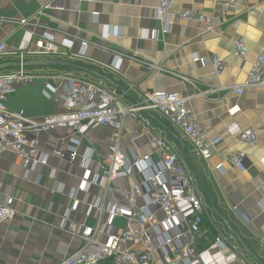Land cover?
I'll return each mask as SVG.
<instances>
[{
	"label": "crops",
	"instance_id": "0c3cea01",
	"mask_svg": "<svg viewBox=\"0 0 264 264\" xmlns=\"http://www.w3.org/2000/svg\"><path fill=\"white\" fill-rule=\"evenodd\" d=\"M220 1L174 0L171 24L163 32L166 25L154 19L156 0H0V42L6 43V51L16 49L27 37L26 32L34 34V47L44 31L52 34L58 45V52L45 58L54 64L24 67L35 77L32 82L17 83L5 105L32 119L64 112L66 76L101 80L126 106L150 91L180 93L204 127L206 142L221 137L209 147L207 160L198 157L190 139L157 110L127 116L119 147L130 160L151 154L159 163L160 153L150 148L143 132V121L148 120L151 131L168 140L184 165L202 204L204 227L236 247L248 264H264L260 241L264 235L260 204L264 199V87L244 88L240 94L235 91L246 79L255 53L264 45V0H238L214 32L179 18L182 10L191 8L210 15ZM48 3L50 7L44 9ZM22 20L26 22L21 24ZM238 37L244 38L251 51L246 60L234 54L233 41ZM83 41L88 43L84 55H74ZM65 42H69V48ZM212 55L224 60L219 76L211 65L193 61L195 56ZM119 59V68L114 69ZM32 60L36 59L27 61ZM16 62L9 54L0 55V63ZM16 69L11 66L0 73ZM234 106L240 111L233 112ZM231 123L253 127L258 144L253 147L231 136L226 130ZM25 135L37 139L39 149L50 156L46 165L26 169L14 151L7 149L0 155V203L12 197L16 210L12 219L0 223V264H57L81 246L78 237L59 229L64 211L73 204L69 192L76 190V222L94 225L100 210L92 208L87 216L89 205L103 199L122 201L121 189L138 183L140 176L134 170L128 178L113 180L108 189L99 185L82 188L85 171L81 158L89 149L94 151L88 165L92 174L107 165L108 147L117 136L111 126L91 128L83 135L69 128L50 132L27 129ZM71 137L80 142L76 160L66 161L53 154L55 147ZM233 149L246 153L245 173L230 162ZM218 164L220 171L215 170ZM235 206L253 220V225L232 210ZM222 218L251 255L239 249L241 244ZM125 222L117 218L114 224L123 227Z\"/></svg>",
	"mask_w": 264,
	"mask_h": 264
},
{
	"label": "built area",
	"instance_id": "2783aa9c",
	"mask_svg": "<svg viewBox=\"0 0 264 264\" xmlns=\"http://www.w3.org/2000/svg\"><path fill=\"white\" fill-rule=\"evenodd\" d=\"M237 1L221 0L210 15L196 8L185 9L179 13V18L199 23L205 31L214 32L216 24L225 19ZM49 7L50 3L43 8ZM173 8L174 0H156L154 19L166 25L163 32L171 24L169 17ZM25 22L22 20L21 24ZM26 34L24 41L12 51H6V43L0 42V55L9 54L20 64L14 72L0 73V155L7 149L12 150L24 168L33 169L37 165H46L50 155L39 149L37 139H28L25 130L50 132L56 128H69L74 134L83 135L91 128L111 126L117 131V136L108 147L107 165H101L100 172L92 174L88 165L94 151L89 149L81 158L85 171L82 188L88 190L91 185H99L108 189L113 180L128 178L134 170L140 176L138 183L121 189L122 201L103 199L89 205L87 216L92 208L100 210L94 225L76 222V190L69 192L73 204L64 211L59 229L78 237L81 246L57 264H248L236 247L228 245L219 236L208 237L202 204L184 165L168 140L151 131L148 120L143 121V132L148 137L150 148L160 153L159 163L152 160L151 154L130 160L119 147V135L127 116L157 110L190 139L195 154L207 160L211 154L209 147L220 142L221 137L206 142L205 129L187 107V98L177 92L150 91L137 103L126 106L103 81L66 76V111L40 119L24 117L20 111H11L5 105L7 97L16 91L17 83L32 82L35 77L25 72L22 63L29 59H45L58 52L52 34L42 32L36 47L33 46L34 34ZM233 44L236 56L243 60L250 56L251 51L243 37L236 38ZM64 45L70 47L69 42ZM87 45L83 41L80 51L74 55L83 56ZM121 61L119 59L114 69L119 68ZM193 61L202 66L211 65L217 76L224 67V60L217 55L195 56ZM258 86L264 87V45L255 53L246 79L235 91L240 94L244 88ZM233 110L237 112L240 108L234 106ZM226 130L250 146L258 144V135L253 127L242 128L231 123ZM79 145V140L71 137L55 147L53 154L66 161H74L79 157ZM229 160L240 172H246L244 151L233 149ZM215 170L220 171L221 164ZM138 200L142 203L138 204ZM12 203V197L0 203V223L15 216ZM260 204L264 213V199ZM232 210L246 224L253 225V220L240 214L236 206ZM117 218L125 219L123 227L114 224ZM260 241L264 246V235Z\"/></svg>",
	"mask_w": 264,
	"mask_h": 264
},
{
	"label": "water",
	"instance_id": "95a60500",
	"mask_svg": "<svg viewBox=\"0 0 264 264\" xmlns=\"http://www.w3.org/2000/svg\"><path fill=\"white\" fill-rule=\"evenodd\" d=\"M54 63H55V61L48 60V59H36V60H32V61H25L24 63H22V66L25 67V66H33V65H50V64H54ZM11 66L18 67V66H20V64L17 63V62H16V63H0V71L6 69V68H8V67H11ZM214 212H215L218 216H220L215 210H214ZM222 220H223V222L225 223L227 229H228L231 233L235 234L236 239H238V241H239V243L241 244V246H242V248L244 249V251H246L248 254L251 255V253H250V251L248 250V248L245 247V245L243 244V242L241 241V239L239 238V236H238V235L234 232V230L228 225L227 221H226L225 219H223V218H222Z\"/></svg>",
	"mask_w": 264,
	"mask_h": 264
},
{
	"label": "rangeland",
	"instance_id": "374dc122",
	"mask_svg": "<svg viewBox=\"0 0 264 264\" xmlns=\"http://www.w3.org/2000/svg\"><path fill=\"white\" fill-rule=\"evenodd\" d=\"M2 73H3V72H2ZM207 231H209V230L207 229ZM214 234H215V233H214L213 231H211V235H210V236H214ZM210 238H211V237H210ZM239 249L243 250L242 247H239ZM255 251H256V250H255ZM255 251H253V252H254L255 254H257V252H255ZM249 257H250V256H249ZM250 259H251V258H250Z\"/></svg>",
	"mask_w": 264,
	"mask_h": 264
},
{
	"label": "trees",
	"instance_id": "16d2710c",
	"mask_svg": "<svg viewBox=\"0 0 264 264\" xmlns=\"http://www.w3.org/2000/svg\"><path fill=\"white\" fill-rule=\"evenodd\" d=\"M208 235H209V236H208L209 238H210V237H211V238L213 237V236H210V235H211V231H208Z\"/></svg>",
	"mask_w": 264,
	"mask_h": 264
}]
</instances>
